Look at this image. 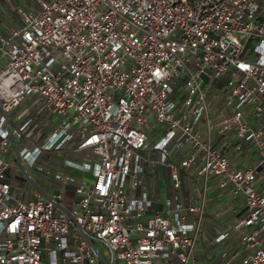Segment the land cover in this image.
<instances>
[{
	"label": "built area",
	"instance_id": "built-area-1",
	"mask_svg": "<svg viewBox=\"0 0 264 264\" xmlns=\"http://www.w3.org/2000/svg\"><path fill=\"white\" fill-rule=\"evenodd\" d=\"M0 1V264H264V0Z\"/></svg>",
	"mask_w": 264,
	"mask_h": 264
},
{
	"label": "rangeland",
	"instance_id": "rangeland-1",
	"mask_svg": "<svg viewBox=\"0 0 264 264\" xmlns=\"http://www.w3.org/2000/svg\"><path fill=\"white\" fill-rule=\"evenodd\" d=\"M11 3L15 6L17 4V0H11ZM5 6H6L5 1H0V21L2 19H4V17H5V12H6ZM211 91H212V89L210 90V92ZM21 111H22L21 108H17L16 113H20ZM82 154H85V152H83ZM11 163L14 165V167H16V169H19L20 166H19V162H18L16 157H13L11 159ZM50 165L52 166L51 167L52 169H56L53 161L50 162ZM30 171H32V169H30ZM33 174H34V172L31 173L32 176H34ZM43 180L44 179H40L39 181L43 182ZM258 180H259V178H258ZM258 180H256V183L258 182ZM216 200H217V196L207 198V200H206L207 205H209L207 207V209L210 213L218 212L229 201L228 199H224V200L222 199V200L214 203Z\"/></svg>",
	"mask_w": 264,
	"mask_h": 264
},
{
	"label": "crops",
	"instance_id": "crops-1",
	"mask_svg": "<svg viewBox=\"0 0 264 264\" xmlns=\"http://www.w3.org/2000/svg\"><path fill=\"white\" fill-rule=\"evenodd\" d=\"M232 140H233L232 137L229 136V135L219 136L218 133L215 134V144L218 145L219 147H221L224 151L230 152V155L233 156V157H235L237 153H234L233 152L234 150L231 147V144H233V141ZM263 180H264V177L260 175L258 181L260 182V181H263ZM213 196H218V193H214L213 192V194H211L210 197H213ZM214 203H216V202H214ZM227 204H225V206ZM225 206H223L221 208V210H219L218 212H214V213H211V214H213V215L218 214L219 212L223 211V209L225 208Z\"/></svg>",
	"mask_w": 264,
	"mask_h": 264
}]
</instances>
